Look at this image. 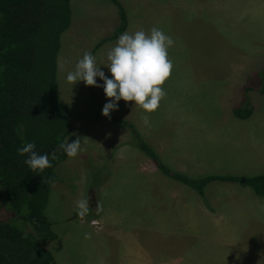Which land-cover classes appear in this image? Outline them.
I'll return each instance as SVG.
<instances>
[{"label":"rangeland","instance_id":"374dc122","mask_svg":"<svg viewBox=\"0 0 264 264\" xmlns=\"http://www.w3.org/2000/svg\"><path fill=\"white\" fill-rule=\"evenodd\" d=\"M76 1L87 5L83 3L87 0ZM196 2L197 7H187L185 8L187 12L184 10L181 12L183 23L177 19L172 23L162 20L158 24L169 31V36L175 41L174 46L169 49V57L174 65L171 74H181L180 81L186 83L174 82L175 79L171 77L174 75H171L162 86L166 96L160 102L159 108L148 114L151 121L150 146L159 149L160 154L165 152L164 148L168 153L180 149L183 159L185 156L189 161L187 165L172 168L180 169L189 176L216 174L249 177L262 174L264 165L256 166L260 164L261 159L264 160V94L255 89L258 87L256 84L261 86V79L257 73L264 68V0H196ZM84 11L83 7L76 10L75 5L71 10L75 18L76 14L79 18L90 17L89 11ZM252 85L255 89L251 87ZM246 86L251 89L246 90ZM181 90L183 93L181 95L184 96L181 103L182 113L186 117L185 120L178 119V115L171 117L173 121H177L172 128H184L186 132L176 137L181 138L182 142L180 139L172 140L171 146L168 143L165 145L167 136L160 134L161 131H155L156 127L152 124L154 125L155 121L171 124L172 121L165 120V112L178 107V101L168 102H171L172 96L179 100L181 95L178 92ZM95 103L96 106L88 105V108L78 100L74 101V105H65L74 110L75 114L80 113L82 108L87 109L90 124L93 125L95 122L93 118L97 119L102 115L105 105L100 100ZM236 106L251 111L246 120L234 115L233 109ZM109 116L117 117L112 112ZM73 129L74 134H70V127L65 141L68 139L71 143L80 135L84 150L74 158H66L55 167L56 181L50 188L44 210L51 232L57 235V240L53 244L51 242L48 244L53 264L54 262L95 264L91 262L95 257H89L82 262L83 257L76 252V248L78 247L83 255L91 251L90 240L83 241L84 234L91 233V239L97 240L100 223L98 218H102V214L107 210L111 213L115 210H139L137 216L112 217L124 226L143 224L158 229L148 232L150 264H156L152 263V260L160 264L159 259L169 256V262H172L177 255H184V251L189 250L190 246L194 249L187 251L192 254L188 256V253V258L194 261L193 257L197 252L201 264H264V259L257 258L258 255H264V226L258 227L263 223L262 219H257V225L252 226L243 222V215H235L231 223L235 226V231L231 232L234 239L229 248L220 245L198 248L196 240L200 233L195 232L194 228V231L186 230L189 224L183 220L184 224L180 226L174 218L159 213L162 210L159 205L168 207L169 211L172 210L175 214L180 208L184 210L186 205L192 208L195 196L187 193L191 191L189 187L186 188L187 186L177 182L176 186L168 187V191L165 185L157 183L154 189L150 185V176L154 170L155 175L162 173L153 167V164H144L140 152L119 149L107 153L109 159L105 160L108 163L100 162L101 152L96 146L97 142L94 145V140L102 138V135L94 130L88 134H83L79 130L78 134L77 127L74 126ZM87 136L88 144L83 139ZM160 159L168 166L161 157ZM191 164H201L202 167H191ZM214 183L219 185L218 181ZM229 185L230 189L237 186L241 195L244 194L242 187L253 195L252 190L244 184ZM152 188L156 191L153 192ZM214 189L208 194L215 197V194H212ZM165 193L166 197H163ZM150 195L156 198L152 207ZM84 197H89L92 211L81 220L77 215L76 201ZM199 197L207 208H211L209 203H212V200L224 206L227 194H220V199L211 197L206 199L200 195ZM237 200L232 201L233 208L243 203ZM97 202L102 205L99 214L95 211ZM91 218L96 220L91 223ZM183 219L187 221L185 216ZM0 220L23 231L26 230L21 215L14 211L5 199L0 200ZM176 229L178 230L174 231ZM138 234L141 235L142 232ZM201 234H207L211 238L213 233ZM115 235L117 239L122 236V241L127 242L130 233L118 232ZM94 249L92 248V251ZM205 255L209 257L203 260Z\"/></svg>","mask_w":264,"mask_h":264},{"label":"trees","instance_id":"16d2710c","mask_svg":"<svg viewBox=\"0 0 264 264\" xmlns=\"http://www.w3.org/2000/svg\"><path fill=\"white\" fill-rule=\"evenodd\" d=\"M111 1L118 6L120 15L115 38L125 29L126 18L118 2ZM70 2L0 0V200L5 199L21 215L26 229L0 220V264H53L48 244L55 235L44 210L56 181L54 169L67 158L59 145L70 131L71 110L58 96L57 56L60 38L71 22ZM257 74L261 86L251 87L264 94V68ZM233 113L244 119L251 111L236 106ZM124 124L139 149L163 175L200 196L209 182L219 181L244 184L255 196L264 197V173L249 177H190L165 165L135 129ZM28 142L35 144L37 153L48 154L50 168L34 172L24 163L27 154L20 156L18 150ZM53 152L55 160L51 159Z\"/></svg>","mask_w":264,"mask_h":264},{"label":"crops","instance_id":"0c3cea01","mask_svg":"<svg viewBox=\"0 0 264 264\" xmlns=\"http://www.w3.org/2000/svg\"><path fill=\"white\" fill-rule=\"evenodd\" d=\"M120 7L123 9L126 18V26L125 29L115 38L113 35L115 34L117 28L120 25V15L118 6L112 2L111 0H87L83 2L87 5H82L79 1L71 0L70 2V11L72 10V6L78 10L81 7L85 11H89L90 17L79 18L78 14H76V18L72 16L71 12V22L69 28L62 34L60 38V48L57 56V85H58V96L64 104L74 105V101H81V104L88 108V105H95V102L100 100L102 103H109L110 100L105 99L104 91H103V81L97 77L96 83L98 86H86L83 81H79L76 84H70L66 81V75L69 71H72L75 67L76 62L82 57L85 51L92 53L96 57L97 66L100 67V71H103L107 78H111V74L109 73L107 67L106 54L110 48L115 46L118 38L125 32H135L139 29H143L146 32L149 31L152 27H157L162 29L167 35L170 34L169 31L160 27L158 24L163 21H169L172 23L174 20H179L183 23L181 12L184 10L185 12L187 7H197L198 3L196 0L188 1V0H116ZM190 2V3H188ZM151 9L155 10L152 11ZM182 9V10H178ZM84 11V12H85ZM78 17V18H77ZM171 37V36H170ZM182 41V39H181ZM175 73V72H174ZM174 75V74H171ZM170 75V76H171ZM185 75V74H184ZM183 75V76H184ZM175 79L174 82L181 83V74H175L171 76ZM182 83H186L183 81ZM192 83V82H189ZM202 83V82H199ZM184 89V88H183ZM179 95L183 94L182 90L178 92ZM173 95V94H172ZM184 96L181 95L179 100H176L174 96H172L171 102L178 101V107L171 109V111L166 113V121H172L170 125H166V123L161 124V122L155 121V124L152 126L156 127L155 131H161L162 135L167 136V140L165 141V145L168 143L170 146L172 144V140L179 141L181 138H176L181 135L182 132H186L179 128L174 127V122L171 117L178 115V119L185 120L184 114L182 113L183 105L181 104L184 101ZM107 98V97H106ZM178 98V97H177ZM117 107L116 110L112 111L117 117H104L103 115L99 116V118H93L95 120L94 124H90V118L87 114V109L82 108L80 113L75 114L74 110H71L69 124L71 127V135L74 134L73 127H77V131L79 134V130L82 133H90L91 130L97 131L102 135V138L96 139L97 132H95V140L94 145L98 146V150L101 152L100 162L108 163L105 159H109L107 153H111L113 151H117L119 149H124L130 152H140L142 160L145 161L144 164L150 165L153 164L150 161V158L142 152L136 142V139L132 136V132L130 128L125 122L131 125L135 131L146 141V143L150 146V123L148 126H145L143 123V117L148 114H142L144 111L134 102H125L123 100L116 102ZM89 112V111H88ZM171 112V113H170ZM102 114V113H101ZM249 117V116H248ZM148 119L150 120L149 116ZM162 119V118H161ZM243 120H246L243 119ZM151 122V121H150ZM161 125V126H160ZM165 125L164 127H162ZM179 126V124H178ZM168 127V128H167ZM82 137V136H78ZM166 138V137H165ZM164 138V139H165ZM82 139V138H81ZM89 139V136H87ZM182 142V140H181ZM70 143V142H69ZM88 144V141L85 142ZM153 147V146H152ZM181 147V145H180ZM153 149L160 155L162 160L168 164V166L177 171L182 172L180 169H175L172 167H177L181 165H187L189 161L187 157L184 156L181 150H176V152L168 153L166 148L163 149L162 154H160V150ZM106 153L105 155L103 153ZM68 159H70L67 156ZM259 161V160H258ZM260 164L256 167H261L264 165V160L261 159L259 161ZM145 166V165H144ZM155 165L153 164V167ZM191 167H202L201 164H191ZM206 167V166H204ZM178 168V167H177ZM158 170V169H157ZM260 171V170H259ZM155 170L153 174L150 176V185L155 189V184H162L169 188L171 185L176 186L178 184L176 181L166 177L163 174L157 173L155 175ZM186 174V173H184ZM256 174V173H255ZM187 175V174H186ZM189 176V175H188ZM200 176H190L193 178L203 177ZM155 179V181H154ZM172 181V182H171ZM215 181L209 182L204 188V196L206 199L211 197V199H220V194H227V198L225 199V205H218V202L209 203L211 208H207L198 198L199 194L191 190L187 192L191 194V196H195L193 199L194 206L191 205L192 208H186L183 210L180 208L176 214L171 210L169 211L168 207L163 205H159L160 210L159 213L166 214L176 221L179 222L180 226L185 223L189 224L185 229L188 231H194L198 234L199 238H197L196 242L198 248H206V246L220 245L224 247H230L234 239V235L231 232L235 231V226L232 225V219H234L235 215H243V222L247 223V225L255 226L258 220H263V223L258 225L264 226V197L259 198L257 196L252 195L248 189L242 187L244 194L247 192L246 197L244 194H240L238 192L237 186L232 189L229 188L230 183L234 182H222L220 184L218 181L217 185L214 183ZM227 186V188H226ZM169 187V188H168ZM212 187H215L212 188ZM221 187V188H220ZM223 187V188H222ZM152 191H156L153 190ZM211 189H214L211 196ZM216 190V192H215ZM223 190H226L225 192ZM169 195V192H167ZM196 194V195H194ZM238 194V195H237ZM219 196V198H217ZM163 197H166V193ZM202 197V196H201ZM238 199L237 201H241L243 203L238 204L235 208L232 207V201ZM156 198L153 195H150V205L154 204ZM184 203L186 204V199H184ZM190 207V206H189ZM154 209V208H152ZM155 210V209H154ZM139 210H115L114 213L109 212V210L105 211L102 215L103 217L98 218L99 223V232L97 240L90 239L89 245L92 251V248H95L92 252H86L85 255L82 254L81 250L77 247L76 252L83 257L81 260L85 262L89 257H95L94 261H91L95 264H150V236L148 232L150 230H158L154 229L149 225H121L116 222V218L119 216H137ZM173 214V215H171ZM183 216L187 218V221L183 219ZM74 219V218H73ZM258 219V220H257ZM95 218H91L90 221L93 223ZM184 222H183V221ZM112 221V222H111ZM183 222V223H182ZM84 225V224H81ZM114 227H118L119 229H113ZM80 228V227H78ZM194 228V229H193ZM255 231H258L254 228ZM253 229V230H254ZM178 229L174 230L177 231ZM250 230L249 231H253ZM127 232L130 233L127 242L122 241V236H117L115 233ZM142 232L141 235L138 233ZM168 232V231H167ZM144 233V234H143ZM201 233H213L211 238L207 234ZM70 238V234L68 235ZM57 240V235H55L54 240L51 241V244ZM83 241H86L83 238ZM125 243V244H124ZM52 246V245H51ZM188 248L189 246L186 245ZM194 247L190 246L189 250L184 251V255H177L176 259L172 262H169V257H164L163 259H159L160 264H201V259L198 257V254L194 255V263L188 258V256L192 255L187 251L193 250ZM178 250V249H177ZM197 250V249H196ZM189 253V254H188ZM94 254V255H93ZM188 254V256H187ZM264 256V255H263ZM263 256L258 255V260L264 259ZM206 257L209 255H205L203 260H206ZM212 257V256H211ZM161 260V261H160ZM165 261V262H162ZM152 263L158 264L155 260H152ZM54 264H58L55 263Z\"/></svg>","mask_w":264,"mask_h":264},{"label":"clouds","instance_id":"9594fccd","mask_svg":"<svg viewBox=\"0 0 264 264\" xmlns=\"http://www.w3.org/2000/svg\"><path fill=\"white\" fill-rule=\"evenodd\" d=\"M175 41L162 29L152 27L149 31L139 29L135 32H125L119 36L115 46L106 54L105 65L111 74L107 78L100 67L97 66L96 57L85 51L76 62L72 71L66 75V81L76 84L83 81L86 86H98L97 77L103 81V91L110 100L102 109V115L109 117L110 112L116 110L118 101L134 102L144 113L155 112L160 102L165 98L166 92L162 87L170 77L173 69V61L169 57V49ZM143 123L148 126L150 121L145 115ZM86 141L89 139L83 138ZM62 149L69 158L76 157L82 150L81 138L77 137L69 143L68 139L60 143ZM20 156L27 154L24 163L32 170L43 172L52 165L48 154H39L35 151V144L26 143L18 150ZM51 159H57L56 153L51 154ZM44 180H42V183ZM50 182V179L49 181ZM78 217L83 220L91 211L89 197L76 201ZM95 211L99 214L102 205L97 202ZM95 223V222H94ZM91 233H85L84 239L90 240Z\"/></svg>","mask_w":264,"mask_h":264}]
</instances>
